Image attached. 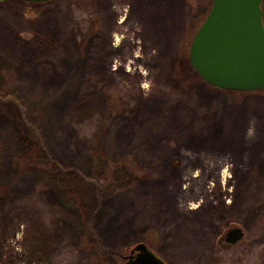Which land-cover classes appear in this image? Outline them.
Wrapping results in <instances>:
<instances>
[{"label":"rangeland","instance_id":"1","mask_svg":"<svg viewBox=\"0 0 264 264\" xmlns=\"http://www.w3.org/2000/svg\"><path fill=\"white\" fill-rule=\"evenodd\" d=\"M211 2H0V264H264V90L198 81Z\"/></svg>","mask_w":264,"mask_h":264},{"label":"water","instance_id":"2","mask_svg":"<svg viewBox=\"0 0 264 264\" xmlns=\"http://www.w3.org/2000/svg\"><path fill=\"white\" fill-rule=\"evenodd\" d=\"M8 0H0L4 2ZM46 3L52 0H15ZM263 0H212L188 52L190 67L207 86L220 91L264 90ZM241 238L240 229L228 242ZM123 264H168L146 244L139 243Z\"/></svg>","mask_w":264,"mask_h":264},{"label":"flooded vegetation","instance_id":"3","mask_svg":"<svg viewBox=\"0 0 264 264\" xmlns=\"http://www.w3.org/2000/svg\"><path fill=\"white\" fill-rule=\"evenodd\" d=\"M234 229H240L241 231V238L235 242V243H231V242H228V233L231 231V230H234ZM246 235V230H244L243 228L239 227V226H231V227H225L222 229H219V231L217 232V244H216V252H217V255L219 257H221L222 253H228L227 256H224L225 259H231L230 257V251L235 247V245H237L241 240H243V238L245 237ZM259 246V247H258ZM258 249L259 248H262L263 251H264V242L262 241H259L258 242V245H257ZM242 256V254L240 255V257ZM263 259L262 256H258L256 257V260H261ZM262 261V260H261Z\"/></svg>","mask_w":264,"mask_h":264},{"label":"trees","instance_id":"4","mask_svg":"<svg viewBox=\"0 0 264 264\" xmlns=\"http://www.w3.org/2000/svg\"><path fill=\"white\" fill-rule=\"evenodd\" d=\"M196 75V74H195ZM198 81H201L200 78L196 75ZM228 92H234V91H228ZM118 164H113V166H109V167H106L107 170H108V174H106L105 177H103L104 180H109V181H113V178H112V172L114 171V168L116 167L117 168ZM112 167V168H111ZM118 174L120 176H122L123 179H130L131 178V175L129 174V172H122L121 174L119 173L118 171ZM119 176V177H120Z\"/></svg>","mask_w":264,"mask_h":264}]
</instances>
